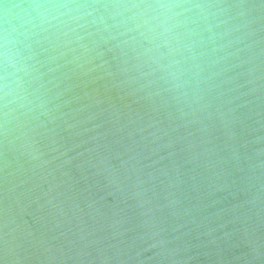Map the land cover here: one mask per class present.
I'll list each match as a JSON object with an SVG mask.
<instances>
[{
  "label": "clouds",
  "instance_id": "1",
  "mask_svg": "<svg viewBox=\"0 0 264 264\" xmlns=\"http://www.w3.org/2000/svg\"><path fill=\"white\" fill-rule=\"evenodd\" d=\"M0 264H264V0H0Z\"/></svg>",
  "mask_w": 264,
  "mask_h": 264
}]
</instances>
